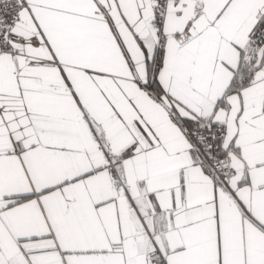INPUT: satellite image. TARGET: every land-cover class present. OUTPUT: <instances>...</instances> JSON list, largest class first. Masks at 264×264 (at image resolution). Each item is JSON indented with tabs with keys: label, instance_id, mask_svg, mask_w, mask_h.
Wrapping results in <instances>:
<instances>
[{
	"label": "snow or ice",
	"instance_id": "6c2138e0",
	"mask_svg": "<svg viewBox=\"0 0 264 264\" xmlns=\"http://www.w3.org/2000/svg\"><path fill=\"white\" fill-rule=\"evenodd\" d=\"M0 264H264V0H0Z\"/></svg>",
	"mask_w": 264,
	"mask_h": 264
}]
</instances>
